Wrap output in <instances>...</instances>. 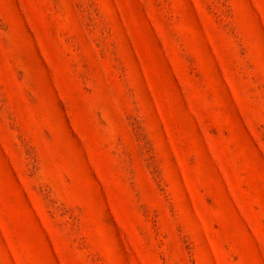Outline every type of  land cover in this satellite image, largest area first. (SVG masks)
<instances>
[{
    "label": "rangeland",
    "instance_id": "1",
    "mask_svg": "<svg viewBox=\"0 0 264 264\" xmlns=\"http://www.w3.org/2000/svg\"><path fill=\"white\" fill-rule=\"evenodd\" d=\"M0 264H264V0H0Z\"/></svg>",
    "mask_w": 264,
    "mask_h": 264
}]
</instances>
